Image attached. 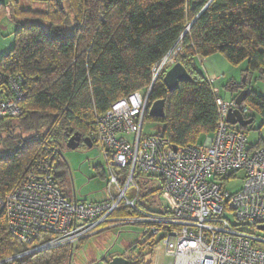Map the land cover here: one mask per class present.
Instances as JSON below:
<instances>
[{"label":"trees","instance_id":"1","mask_svg":"<svg viewBox=\"0 0 264 264\" xmlns=\"http://www.w3.org/2000/svg\"><path fill=\"white\" fill-rule=\"evenodd\" d=\"M7 1L19 27L12 48L0 58V73L21 76L26 97L17 119L0 121V133L8 134L0 155V198L19 184L44 150L59 154L74 134L95 146L97 118L130 94L146 92L152 69L176 45L180 50L175 63L190 80L168 91L163 75L158 77L148 108L163 100V117L150 118L148 111L144 116V121L160 124L162 130L155 135L173 145L195 144L200 135H212L218 122L212 88L197 59L220 55L233 67L245 62L248 74L264 76V0H44L42 10L26 1ZM5 9L0 3V14ZM244 103L251 119L257 115L264 125V97L249 91ZM246 129L238 128L244 135ZM143 185L141 201L146 203L154 192L147 181ZM143 202L139 205L144 207ZM133 215L122 210L113 217ZM33 245L12 238L0 212V260ZM155 245L143 239L127 249L141 246L148 249L144 256H151ZM71 247L27 255L11 264H64Z\"/></svg>","mask_w":264,"mask_h":264},{"label":"built area","instance_id":"2","mask_svg":"<svg viewBox=\"0 0 264 264\" xmlns=\"http://www.w3.org/2000/svg\"><path fill=\"white\" fill-rule=\"evenodd\" d=\"M179 50L174 46L152 69L146 92L130 94L97 118L95 142L107 168L102 201L66 198L56 186L57 152L50 149L0 198L7 233L25 246L37 242L0 264L73 246L117 225L143 227L144 239L161 243L167 264H264V233L257 230L264 226V145L251 149L246 135L226 121L229 111L250 118L251 109L223 101L213 86L216 78H209L218 115L210 140L176 146L142 134L153 83L175 64ZM22 83L19 75L0 73V121L20 116L26 97ZM239 174L241 185L225 190ZM144 176L154 193L143 207L137 179ZM122 210L135 215L113 217Z\"/></svg>","mask_w":264,"mask_h":264},{"label":"rangeland","instance_id":"3","mask_svg":"<svg viewBox=\"0 0 264 264\" xmlns=\"http://www.w3.org/2000/svg\"><path fill=\"white\" fill-rule=\"evenodd\" d=\"M11 11L9 5H6L4 13L0 14V58L12 48L13 33L19 27L18 19L12 15L14 13ZM202 59L197 61L200 71L205 74L206 72L214 73L221 77L218 85L220 98L223 101L234 100L239 94L241 86L247 91L264 97V76L259 72L250 73L245 80V72L242 71L247 70V63L244 62L238 67H233L220 55L207 57L205 62H203L205 58ZM234 128L238 130V127ZM13 130L15 136L20 135L17 129ZM161 130L160 124L145 120L142 134L143 136L155 135ZM7 135V131L0 133V155H4L3 142ZM246 137L249 147L264 145V125L259 116L253 117L252 124L246 129ZM207 139H210V135L202 134L196 140V144L201 146ZM53 170L58 172V176H55L57 189L69 200L74 195L78 202L102 201L107 168L106 159L96 145L92 148L80 147L76 150H69L65 146L59 148V154L53 162ZM145 177L147 176H144L143 179L142 177L137 179L144 192H146L143 185L146 181ZM154 185L158 186V182H154ZM239 185H241V174L237 176V179L227 184L225 190L233 191ZM145 237H147V233L141 226L117 225L75 243L71 251L72 264H107L114 257L136 255L135 253L139 252L137 248V250L131 251L127 248L135 242H142ZM146 252L145 249L144 253ZM145 257L150 264H167L168 262L163 255L160 242L156 243L151 256Z\"/></svg>","mask_w":264,"mask_h":264},{"label":"water","instance_id":"4","mask_svg":"<svg viewBox=\"0 0 264 264\" xmlns=\"http://www.w3.org/2000/svg\"><path fill=\"white\" fill-rule=\"evenodd\" d=\"M189 80H190L189 75L187 74L186 70L182 67L180 63H175L173 66H171L168 70L164 72L162 77V82L168 91H173L174 89H176L178 83L187 82ZM247 94L248 91L242 88L241 86L240 92L234 99V102L237 105L244 103ZM163 108H164L163 100H159L152 103L148 108V116L154 119H161L163 117ZM226 121L228 124L232 126L245 128L252 124L253 119L245 120L238 111L232 110L228 112ZM79 141H80V136L78 134H74L68 138V140L65 143V147L69 150H76L78 149ZM83 144L87 148H92V143L89 138L83 139ZM257 230L264 233V226L257 227ZM70 257H71V253L69 254V259ZM109 264H127V261L121 257H114L112 258Z\"/></svg>","mask_w":264,"mask_h":264},{"label":"crops","instance_id":"5","mask_svg":"<svg viewBox=\"0 0 264 264\" xmlns=\"http://www.w3.org/2000/svg\"><path fill=\"white\" fill-rule=\"evenodd\" d=\"M16 1H19V2H25L26 1V3L28 4V2H29V0H16ZM0 3H2V4H6V5H10V3L7 1V0H0ZM32 9H35V10H37V9H39V10H42L44 7H45V3H44V0H31V2L28 4ZM39 5V6H38ZM42 8V9H41ZM209 58V57H208ZM200 59H197L196 60V65H197V61H199ZM203 60V59H202ZM202 60H201V62H202ZM205 61H207L206 60V58L204 59V61L203 62H205ZM198 67V66H197ZM242 72H245V80H246V78H247V76H248V73L246 72V71H242ZM201 73L206 77V79H207V81H208V79L209 78H216V81H214L213 82V86H216L218 89H219V82L221 81V77L220 76H218V75H215L214 73H207L206 72V74L204 73V72H202L201 71ZM245 89V88H244ZM249 92V91H248ZM219 97H220V90H219ZM243 119H245V120H247V119H251V117L250 118H243ZM232 126V125H231ZM233 127H238V126H233ZM239 128V127H238ZM210 137H211V135H210ZM263 146V145H262ZM72 199H75V197H74V195H73V198ZM103 199H104V197H103ZM102 199V200H103ZM75 201H77L76 199H75ZM78 202V201H77ZM100 202V201H99ZM89 203H94V202H89ZM87 239V238H86ZM82 241V240H81ZM147 251H148V249H146ZM71 251H72V247H71ZM147 253V252H146ZM144 255H145V253H144ZM72 257V256H71Z\"/></svg>","mask_w":264,"mask_h":264},{"label":"flooded vegetation","instance_id":"6","mask_svg":"<svg viewBox=\"0 0 264 264\" xmlns=\"http://www.w3.org/2000/svg\"><path fill=\"white\" fill-rule=\"evenodd\" d=\"M83 146H84L83 139L80 137V141L78 143V148L83 147ZM54 173H55V176H58L57 170H55ZM136 248L139 250V252L135 253L136 255H132V256H128V257H121V258L126 260L127 264H148L149 262L146 259V257L144 256V251L147 248L144 249L141 246H138ZM136 248H135V250H137ZM111 260L112 259H110L107 264H109ZM64 264H72V257H70V259H69V256H68Z\"/></svg>","mask_w":264,"mask_h":264}]
</instances>
